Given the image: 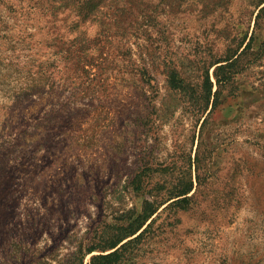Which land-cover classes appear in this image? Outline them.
<instances>
[{
    "label": "rangeland",
    "instance_id": "374dc122",
    "mask_svg": "<svg viewBox=\"0 0 264 264\" xmlns=\"http://www.w3.org/2000/svg\"><path fill=\"white\" fill-rule=\"evenodd\" d=\"M0 20V264H264V0H0Z\"/></svg>",
    "mask_w": 264,
    "mask_h": 264
},
{
    "label": "trees",
    "instance_id": "16d2710c",
    "mask_svg": "<svg viewBox=\"0 0 264 264\" xmlns=\"http://www.w3.org/2000/svg\"><path fill=\"white\" fill-rule=\"evenodd\" d=\"M1 21V20H0ZM228 60H230L229 58L227 59H221V60H219V61H217V63H219V62H227ZM227 67H232V65L231 64H229L228 62H227V64H221V65H219V67H217V70H216V72H215V76H216V78H217V83L216 84H218V85H220L221 84V82H222V76L223 75H221V73L224 71V69H226ZM177 76V75H176ZM185 81H186V79L184 78V77H180V78H178V77H176L172 82L173 83H177V82H179V84L177 85V86H181V88L184 90V91H186V92H190L189 91V89L188 88H186L187 87V85H183V83H185ZM192 86V89L194 90V87H193V85H191ZM215 86V83L212 81V79H211V76H210V74H209V71L207 70V72H206V78H205V82H203V87H202V89L199 91V99H201V100H203L204 101V103L202 102V101H200V100H198L197 98V100H195L194 101V104H196V106H197V108L199 109L198 111L199 112H201V113H205V111L207 110L206 108L208 107L207 105L212 101V99L215 97V95H217V92H215V93H213V87ZM186 88V89H185ZM192 89H191V91H192ZM193 104V103H192ZM180 185H178L176 188H177V190H175V196L174 197H178V196H180V195H186V196H184L183 197V199H181L180 201L181 202H184V201H188L189 199H190V197H189V193H190V191L192 190V188H193V183L191 182H189V184L187 183L186 185H182L181 187H179ZM174 197H172V198H174ZM178 202H179V200H178ZM165 202H162V203H160V205L159 206H157V207H155L154 206V204H152V203H150V205L148 206V210H149V217H151L153 214H155L157 211H158V209L160 208V206H162L163 204H164ZM167 207V206H166ZM165 207V208H166ZM135 233V232H134ZM134 233H131V234H128V235H126L125 237H123V238H121V239H119V240H117V241H115V242H112L110 245H109V249H115V250H113V251H111V252H109V253H105V254H98L97 256H95L94 257V259L95 258H112V257H117L118 255H119V253H120V249L125 245V243L124 244H122L121 246H119L118 247V245L126 238V237H128V236H131V235H133ZM96 248L95 247H90V248H88L87 249V253H90V252H93L94 250H95ZM103 251H106V249L105 250H103ZM117 259H115V261H116Z\"/></svg>",
    "mask_w": 264,
    "mask_h": 264
}]
</instances>
